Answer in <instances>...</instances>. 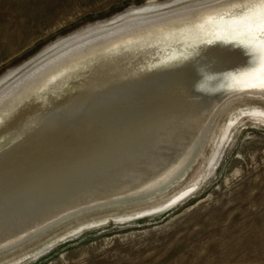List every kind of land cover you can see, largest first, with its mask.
I'll return each mask as SVG.
<instances>
[{
  "label": "bare ground",
  "instance_id": "obj_1",
  "mask_svg": "<svg viewBox=\"0 0 264 264\" xmlns=\"http://www.w3.org/2000/svg\"><path fill=\"white\" fill-rule=\"evenodd\" d=\"M215 2L119 14L51 44L0 90V251L84 210L166 189L195 161L226 102L264 99L250 86L259 80L241 75L254 62L248 51L217 39L215 21L193 27L210 14L201 5ZM245 112L264 122L263 109Z\"/></svg>",
  "mask_w": 264,
  "mask_h": 264
},
{
  "label": "rangeland",
  "instance_id": "obj_2",
  "mask_svg": "<svg viewBox=\"0 0 264 264\" xmlns=\"http://www.w3.org/2000/svg\"><path fill=\"white\" fill-rule=\"evenodd\" d=\"M170 1L0 0V90L58 40ZM232 100L216 113L195 161L172 185L68 217L0 251V264H264V122L245 112L264 110V99ZM214 150L219 159L211 172ZM118 215L130 216L110 219Z\"/></svg>",
  "mask_w": 264,
  "mask_h": 264
},
{
  "label": "snow or ice",
  "instance_id": "obj_3",
  "mask_svg": "<svg viewBox=\"0 0 264 264\" xmlns=\"http://www.w3.org/2000/svg\"><path fill=\"white\" fill-rule=\"evenodd\" d=\"M201 6L210 9V14L201 17V23L193 27L202 28L215 21L213 34L217 39L234 40L253 58L252 66L241 75L258 79L259 85L250 86L264 90V0H227L226 3L216 0Z\"/></svg>",
  "mask_w": 264,
  "mask_h": 264
}]
</instances>
